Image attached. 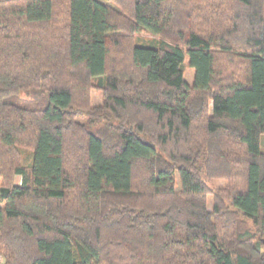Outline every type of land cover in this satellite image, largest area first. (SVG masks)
<instances>
[{"label": "trees", "instance_id": "obj_1", "mask_svg": "<svg viewBox=\"0 0 264 264\" xmlns=\"http://www.w3.org/2000/svg\"><path fill=\"white\" fill-rule=\"evenodd\" d=\"M0 264H264V0H0Z\"/></svg>", "mask_w": 264, "mask_h": 264}, {"label": "rangeland", "instance_id": "obj_2", "mask_svg": "<svg viewBox=\"0 0 264 264\" xmlns=\"http://www.w3.org/2000/svg\"><path fill=\"white\" fill-rule=\"evenodd\" d=\"M140 36H141V38H143L142 41H148V40H152L154 38H159V37H156V36L148 34V33L141 34ZM194 77H195V70L192 69L189 66L188 62H186V65H185V78L188 81V83L192 84L193 81H194ZM90 97H91L92 105H99V104H101L103 102V95H102V92L99 89H95L94 88L90 92ZM20 181H21V177L18 176V175L15 176V182L19 183ZM209 183H210L211 186L221 187V186H224L227 183V181H226L225 178H220V179H216V180H211V181H209ZM207 199H208L209 207L212 208L213 202H214L213 196L212 195H208Z\"/></svg>", "mask_w": 264, "mask_h": 264}]
</instances>
